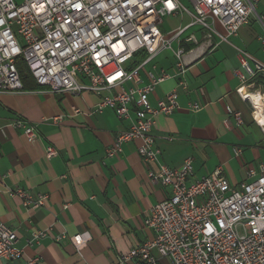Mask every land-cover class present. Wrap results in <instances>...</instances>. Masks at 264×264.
Instances as JSON below:
<instances>
[{"label": "built area", "instance_id": "1", "mask_svg": "<svg viewBox=\"0 0 264 264\" xmlns=\"http://www.w3.org/2000/svg\"><path fill=\"white\" fill-rule=\"evenodd\" d=\"M258 2L0 0V93L26 91L19 74V66L24 65L39 90L104 94L90 112L109 108L118 119L129 121L128 127L117 131L105 148V156L114 157L121 152L123 143L137 139L139 157L157 167L156 171H147L150 181L170 188L169 195L153 204L143 219V224L153 231V238L118 255L112 264H158L161 258L170 264H264V165H259L258 176L250 182L231 184L221 167L192 179V158H185L179 169L165 165L159 159L160 150L152 133L158 115H168L179 108L177 87L187 89L186 46L194 48L199 44V33L208 41L216 38L215 45L228 42L241 25L248 23L251 14L264 28V16L255 11ZM178 15H186L187 23L168 34L159 30L163 17ZM189 29L192 31L185 34ZM260 39L264 43V37ZM166 50L174 58L172 72L153 63ZM237 58L248 79L259 82L257 93H246L247 77L240 74L236 92L252 100L253 119L264 128V64L244 49H237ZM146 65L150 69L143 78L139 72ZM174 78L176 86L152 104L149 95L155 87ZM252 96H258L262 103V121L257 118L259 108ZM202 107L198 102H188L186 106L191 112ZM230 113L241 125L240 114ZM60 119L57 116L51 120L57 123ZM223 123L228 125L227 120ZM10 126L20 129L29 140L38 136L36 127L22 118L12 120ZM239 152L235 148V153ZM56 154L53 145L45 147L46 157ZM9 193L20 197L28 209L44 205L47 199L46 195L33 199L20 188ZM46 235L47 230L35 231L28 243ZM54 238L68 239L79 251L90 234L61 233ZM22 253L16 232L0 222V259L15 260ZM37 261L36 256L30 257L26 264Z\"/></svg>", "mask_w": 264, "mask_h": 264}, {"label": "crops", "instance_id": "2", "mask_svg": "<svg viewBox=\"0 0 264 264\" xmlns=\"http://www.w3.org/2000/svg\"><path fill=\"white\" fill-rule=\"evenodd\" d=\"M255 11L264 16V2H258ZM216 28L223 33L219 25ZM262 37L264 28L251 15L228 42L215 45L216 38L208 41L199 33V44L184 56L187 89L177 87L179 108L158 115L152 130L161 162L179 169L191 157L192 179L217 167L231 184L258 176L259 165H264V128L253 119L252 100L236 92L240 74L247 77L237 49L264 64ZM154 64L172 72L174 58L171 54L167 62L154 60ZM148 69L150 65L140 70L143 78ZM258 82L247 77L244 92L257 93ZM23 83L26 91L0 93V222L16 232L23 252L15 260L0 259V264H26L34 256L36 264H112L118 255L152 239L154 233L143 219L153 204L169 195L170 188L150 181L147 171L157 167L139 157L137 139L123 143L114 157L105 156V148L129 121L118 119L109 108L90 112L104 94L52 93L37 89L30 78ZM175 84V78L158 84L149 101L155 104ZM188 102L203 107L191 112ZM230 111L240 114L241 125ZM57 116L61 119L53 123ZM16 118L33 124L38 136L29 140L11 127ZM47 145H53L57 154L46 157ZM235 148L240 152L235 153ZM17 188L33 199L46 195L45 204L26 208L20 197L9 193ZM38 230H47V235L28 243ZM83 231L89 232L90 239L79 251L68 239L54 238ZM158 264L170 262L161 258Z\"/></svg>", "mask_w": 264, "mask_h": 264}, {"label": "rangeland", "instance_id": "3", "mask_svg": "<svg viewBox=\"0 0 264 264\" xmlns=\"http://www.w3.org/2000/svg\"><path fill=\"white\" fill-rule=\"evenodd\" d=\"M15 1L17 3L22 2V0H15ZM259 2H264V0H259ZM187 6L190 8V6L188 4H187ZM256 6H258V3L256 4ZM255 10H256V7H255ZM256 13H258V12L256 11ZM259 15H261V14H259ZM251 16H253V18L256 21H258L254 14H251ZM187 21H188V18H187L186 15H184L182 17L180 15H178L176 17H174V16H165V17H163L162 21L158 25V28L164 34H168L169 30L173 29L176 25H184L185 23H187ZM191 31H192V29H189L188 31H186L185 34H188ZM174 46H175V44H174ZM165 56L167 57V59H165ZM170 57H171L170 51L166 50V51H163L162 54L157 56L154 60L156 62H158V63H163V62H167V60H169ZM154 60H153V63H154ZM137 61H139V58L137 59Z\"/></svg>", "mask_w": 264, "mask_h": 264}, {"label": "trees", "instance_id": "4", "mask_svg": "<svg viewBox=\"0 0 264 264\" xmlns=\"http://www.w3.org/2000/svg\"><path fill=\"white\" fill-rule=\"evenodd\" d=\"M191 48H193V46H191V45L186 46V51L190 50ZM19 74H20V77H21L23 82H25L27 78L32 79L24 65L19 66ZM32 81H33V79H32ZM33 83H34V81H33ZM34 85H35V83H34ZM24 87H25V85H24Z\"/></svg>", "mask_w": 264, "mask_h": 264}, {"label": "bare ground", "instance_id": "5", "mask_svg": "<svg viewBox=\"0 0 264 264\" xmlns=\"http://www.w3.org/2000/svg\"><path fill=\"white\" fill-rule=\"evenodd\" d=\"M254 101L256 103L257 108H259L256 115L258 116L259 121H262L261 116H260V112H261L260 108L262 107L261 106L262 103L258 101V96H254Z\"/></svg>", "mask_w": 264, "mask_h": 264}]
</instances>
